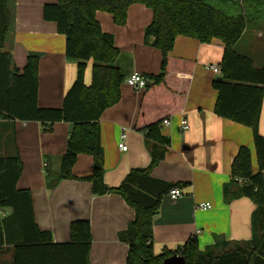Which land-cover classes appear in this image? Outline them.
<instances>
[{
    "label": "trees",
    "instance_id": "trees-1",
    "mask_svg": "<svg viewBox=\"0 0 264 264\" xmlns=\"http://www.w3.org/2000/svg\"><path fill=\"white\" fill-rule=\"evenodd\" d=\"M9 0H0V115L11 121L72 124L66 151L57 170L46 166V183L55 188L62 180L78 179L73 168L78 155L93 157V170L86 177L94 195L117 194L136 211L119 240L128 245L126 264H162L173 255H181L186 264H264V136L259 131L264 100V66L237 51V43L249 22H264V0H55L43 6V19L56 24L66 39V57L76 62L74 82L60 108L38 104L39 62L41 55L30 53L19 71L6 43L13 26ZM142 4L153 13L146 27L144 43L161 51L160 72L146 76L152 85L146 88L140 105L136 129L143 131L151 156L146 168L132 169L117 187L104 182V149L99 120L103 112L121 98V86L132 68V59L114 43L113 35L102 30L97 12L112 15L117 26L127 22L128 10ZM194 38L202 44L219 39L223 56L221 73L212 81L217 92L215 114L249 127L253 133L258 172L252 166L251 151L240 147L231 166V181L224 187V202L248 198L256 206L252 214L253 237L245 243H216L201 251L195 237L175 251L156 255L152 249L153 217L161 199L174 188L187 183H169L154 179L151 171L170 147V139L161 133L162 123L183 110L195 62L170 53L176 38ZM91 82L85 83L88 62ZM23 171L19 155L0 157V209L11 214L0 222V264H90L92 233L87 219L71 223V239L54 242L49 231L36 223L30 191L18 189ZM7 256L10 258L7 259Z\"/></svg>",
    "mask_w": 264,
    "mask_h": 264
},
{
    "label": "crops",
    "instance_id": "crops-1",
    "mask_svg": "<svg viewBox=\"0 0 264 264\" xmlns=\"http://www.w3.org/2000/svg\"><path fill=\"white\" fill-rule=\"evenodd\" d=\"M55 0H9L13 26L5 50L14 66L22 71L30 53L41 55L39 62L38 104L44 108H60L65 94L75 80L76 62L66 57V39L57 32L56 24L43 19V6ZM153 13L142 4L128 10L127 22L117 26L112 15L97 12L104 32L113 35L115 45L132 59V73L146 78L160 72L162 54L144 43L146 27ZM262 22L245 31L236 47L245 38L254 49H264ZM224 45L219 39L202 44L194 38L178 36L171 55L195 62L181 112L172 115L170 125H162L161 133L170 139V147L151 171L154 179L169 183H187L179 189L182 196L161 199L158 214L153 217L152 249L156 255L181 248L189 238L198 240L204 251L216 243V237L227 242L245 243L252 239V214L255 204L248 198L224 202V187L231 181V166L240 147L247 146L252 166L258 172L253 133L249 127L219 118L215 112L217 92L212 81L218 77L209 69L219 67ZM264 65V55H258ZM255 63V62H254ZM92 62H88L85 83L91 82ZM127 76V77H128ZM149 81V85H152ZM146 89L136 91L123 82L120 101L106 109L99 120L101 145L104 149V182L119 186L134 168H146L151 156L144 132L136 129L140 105ZM187 118L190 129L182 131L181 118ZM73 126L69 123L43 125L38 122L11 121L0 115V157L19 155L23 171L17 187L32 196L36 223L49 231L54 242L71 239L74 220L87 219L92 233L90 264H126L128 245L119 240L134 220L136 211L117 194L94 195L92 184L85 180L93 170V157L80 154L73 168L78 179L62 180L55 188L46 183V166L57 170L66 151ZM260 133L264 136V100L260 116ZM126 132L127 151L119 148ZM210 203L209 210L198 204ZM10 209H0L1 220ZM10 257L8 256L7 259Z\"/></svg>",
    "mask_w": 264,
    "mask_h": 264
},
{
    "label": "built area",
    "instance_id": "built-area-1",
    "mask_svg": "<svg viewBox=\"0 0 264 264\" xmlns=\"http://www.w3.org/2000/svg\"><path fill=\"white\" fill-rule=\"evenodd\" d=\"M209 69L217 75L221 73L220 68L217 66L210 65ZM124 81L127 85H129L136 91L144 90L149 86L148 80L139 73H132L131 75L126 77ZM170 124H171L170 119H166L162 123V125L164 126H168ZM180 128L182 131H188L190 129L187 118H184V117L181 118ZM125 137H126V132H123V134L121 135L122 142L119 145V148L122 151H127V146L125 144ZM169 195L172 199H177L182 196V193L180 192L179 189H173L170 191ZM196 208L199 210H209L212 208V205L210 203H201V204H198Z\"/></svg>",
    "mask_w": 264,
    "mask_h": 264
},
{
    "label": "rangeland",
    "instance_id": "rangeland-1",
    "mask_svg": "<svg viewBox=\"0 0 264 264\" xmlns=\"http://www.w3.org/2000/svg\"><path fill=\"white\" fill-rule=\"evenodd\" d=\"M249 23H250V25L253 24V27H255L256 24L258 25V23H260V22H249ZM261 26L264 27V22H262V25H261ZM250 30H251V29H250ZM247 37H249V34H248ZM247 37L245 38V40H244V42L242 43V45H241L240 47H237V51H238L239 53H241V54H244V55H246V56L251 57V58L254 60V62H255V66H257V67H262V66H264V65H262V63L259 61V58H258V55H260V54L264 55V49H260V52H259L258 49H254V48L252 47V42L249 41V40L247 39ZM263 64H264V63H263ZM7 257H8V256H7Z\"/></svg>",
    "mask_w": 264,
    "mask_h": 264
},
{
    "label": "water",
    "instance_id": "water-1",
    "mask_svg": "<svg viewBox=\"0 0 264 264\" xmlns=\"http://www.w3.org/2000/svg\"><path fill=\"white\" fill-rule=\"evenodd\" d=\"M162 264H186V259L181 255H173L166 258Z\"/></svg>",
    "mask_w": 264,
    "mask_h": 264
}]
</instances>
